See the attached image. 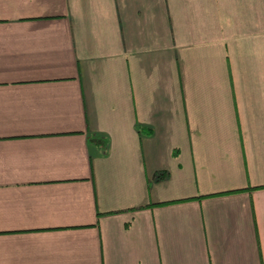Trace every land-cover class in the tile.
Here are the masks:
<instances>
[{
	"label": "crops",
	"instance_id": "0c3cea01",
	"mask_svg": "<svg viewBox=\"0 0 264 264\" xmlns=\"http://www.w3.org/2000/svg\"><path fill=\"white\" fill-rule=\"evenodd\" d=\"M0 264H264V0H0Z\"/></svg>",
	"mask_w": 264,
	"mask_h": 264
},
{
	"label": "trees",
	"instance_id": "16d2710c",
	"mask_svg": "<svg viewBox=\"0 0 264 264\" xmlns=\"http://www.w3.org/2000/svg\"><path fill=\"white\" fill-rule=\"evenodd\" d=\"M137 130H138V132H140V133H147L148 134V132H149V130H146V129H144V128H141V127H138L137 128ZM97 137H95V136H90V138L88 139V143L89 144H91V143H98V145H103L104 144V140H102L101 141V143L99 144V139H96ZM105 149H104V146H103V148H102V151H104Z\"/></svg>",
	"mask_w": 264,
	"mask_h": 264
}]
</instances>
